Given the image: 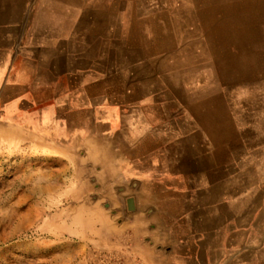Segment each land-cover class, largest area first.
<instances>
[{"label":"crops","instance_id":"crops-1","mask_svg":"<svg viewBox=\"0 0 264 264\" xmlns=\"http://www.w3.org/2000/svg\"><path fill=\"white\" fill-rule=\"evenodd\" d=\"M187 1L0 0V157L31 167L0 194L31 231L20 264H264L262 149L216 151L191 55L235 81L264 56L215 27L239 0L204 1L202 30Z\"/></svg>","mask_w":264,"mask_h":264},{"label":"rangeland","instance_id":"rangeland-1","mask_svg":"<svg viewBox=\"0 0 264 264\" xmlns=\"http://www.w3.org/2000/svg\"><path fill=\"white\" fill-rule=\"evenodd\" d=\"M191 1L196 3L193 7L197 8L194 11L196 16L192 17V20L184 21L183 29L202 30V16L206 0H188L184 3V14L188 11L187 4ZM235 3L238 4L226 12L229 14V19L227 16H222L225 14L224 10L214 15L215 27L218 23L230 24L229 27L232 30L239 31L236 34L240 39H247V47H251V45L248 46L250 43H256L257 50H261L264 56V0H239ZM187 13L190 14L189 11ZM233 18L238 20L234 22ZM191 57L198 58L197 64L194 62L193 65L199 68L200 84L196 87L198 97L196 111L199 114L200 125L204 129H210L211 125H214L216 132L208 136L213 137L216 151L229 143L241 142L248 147L252 157L261 148L262 160H264V58L258 62V73L254 78L235 81L231 78L233 75L227 77V74H220L218 76L217 65L219 67L221 65L218 64L213 54L201 51L198 55H191ZM235 66L236 64L229 67L234 68ZM205 73L207 75H204ZM248 81L249 83H244ZM209 111L215 112L213 117L212 115L210 117ZM202 137L206 138L204 134L200 135V148L205 143ZM222 158L220 155L216 157V160ZM30 168V166L16 163L15 158L10 154L0 157V194L13 184L14 177H22L24 171L29 172ZM250 169V176L257 175L258 177V171L255 174L253 164ZM262 177H264V162H262ZM4 217V214H0V264H20L16 261L15 243L30 237L31 231L5 228L8 224L4 222Z\"/></svg>","mask_w":264,"mask_h":264},{"label":"water","instance_id":"water-1","mask_svg":"<svg viewBox=\"0 0 264 264\" xmlns=\"http://www.w3.org/2000/svg\"><path fill=\"white\" fill-rule=\"evenodd\" d=\"M127 206L129 209H131V201L130 200L127 201Z\"/></svg>","mask_w":264,"mask_h":264},{"label":"bare ground","instance_id":"bare-ground-1","mask_svg":"<svg viewBox=\"0 0 264 264\" xmlns=\"http://www.w3.org/2000/svg\"><path fill=\"white\" fill-rule=\"evenodd\" d=\"M85 4V3H84ZM255 73V72H254ZM256 74V73H255ZM251 75V74H250Z\"/></svg>","mask_w":264,"mask_h":264},{"label":"clouds","instance_id":"clouds-1","mask_svg":"<svg viewBox=\"0 0 264 264\" xmlns=\"http://www.w3.org/2000/svg\"><path fill=\"white\" fill-rule=\"evenodd\" d=\"M144 226H147V225H144Z\"/></svg>","mask_w":264,"mask_h":264}]
</instances>
